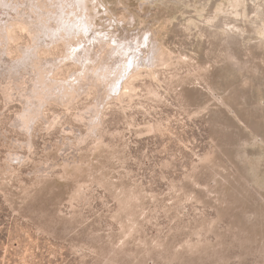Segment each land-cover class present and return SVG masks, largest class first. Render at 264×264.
Here are the masks:
<instances>
[{
	"label": "rangeland",
	"instance_id": "rangeland-1",
	"mask_svg": "<svg viewBox=\"0 0 264 264\" xmlns=\"http://www.w3.org/2000/svg\"><path fill=\"white\" fill-rule=\"evenodd\" d=\"M83 3L90 42L132 46L106 64L136 65L103 99L55 90L27 131L0 90V264H264V0Z\"/></svg>",
	"mask_w": 264,
	"mask_h": 264
},
{
	"label": "bare ground",
	"instance_id": "bare-ground-1",
	"mask_svg": "<svg viewBox=\"0 0 264 264\" xmlns=\"http://www.w3.org/2000/svg\"><path fill=\"white\" fill-rule=\"evenodd\" d=\"M85 4L83 0H0V90L6 100L14 95L21 100L23 109L17 120L26 131L29 123L40 114V105L56 96L55 90L61 91L64 100H72V94L77 88H82L87 82H94L103 99L106 94H111V87L117 85L122 73L136 65L134 60L137 53L133 57L128 54L126 59H122L120 64L123 67L118 63L106 64V57L115 60L125 55L124 52L132 46L129 44L128 48L123 45L118 48L116 36L114 42H110L101 38V33L92 35L94 44L90 42L91 34L88 32L91 23L87 15L82 13V6L86 8ZM18 31L26 32L32 43L29 41L26 45H20L19 54L13 57L11 41H16ZM59 42H62L65 50L58 59L49 56L54 54ZM92 44L101 51L98 61L95 60L94 63L85 54ZM53 46L55 47L51 50ZM42 48L49 51L44 52L47 53L46 56L40 58L39 53H36ZM78 55L83 62L80 66L75 64L74 69H69L68 74L72 72L69 80H66V75L61 78L49 76L55 67L63 63V59L73 60L75 63ZM10 84L11 87L14 86V91L10 90ZM97 113L98 106L95 104L86 112H80L79 117L87 121L92 129L97 125Z\"/></svg>",
	"mask_w": 264,
	"mask_h": 264
}]
</instances>
